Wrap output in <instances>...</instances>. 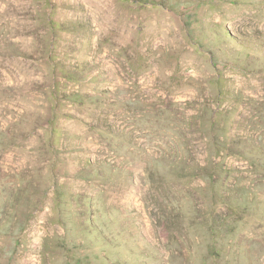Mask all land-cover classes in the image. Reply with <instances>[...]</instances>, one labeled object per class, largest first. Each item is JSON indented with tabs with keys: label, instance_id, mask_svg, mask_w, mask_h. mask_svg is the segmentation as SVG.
Returning <instances> with one entry per match:
<instances>
[{
	"label": "rangeland",
	"instance_id": "1",
	"mask_svg": "<svg viewBox=\"0 0 264 264\" xmlns=\"http://www.w3.org/2000/svg\"><path fill=\"white\" fill-rule=\"evenodd\" d=\"M0 264H264V0H0Z\"/></svg>",
	"mask_w": 264,
	"mask_h": 264
},
{
	"label": "trees",
	"instance_id": "2",
	"mask_svg": "<svg viewBox=\"0 0 264 264\" xmlns=\"http://www.w3.org/2000/svg\"><path fill=\"white\" fill-rule=\"evenodd\" d=\"M219 170L224 171L221 169V166L219 167ZM237 202H240V200H239V197H237L235 195H229L228 198H225V200L223 201L224 204L228 205L229 208H231L232 210H235V211L237 209ZM214 253H216L218 255L219 252L214 251Z\"/></svg>",
	"mask_w": 264,
	"mask_h": 264
}]
</instances>
